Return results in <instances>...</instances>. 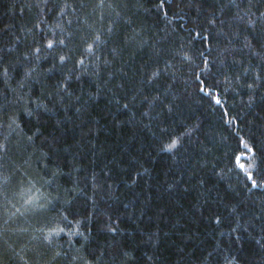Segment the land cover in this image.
I'll use <instances>...</instances> for the list:
<instances>
[{"label":"trees","instance_id":"16d2710c","mask_svg":"<svg viewBox=\"0 0 264 264\" xmlns=\"http://www.w3.org/2000/svg\"><path fill=\"white\" fill-rule=\"evenodd\" d=\"M253 158L264 0H0V264H264Z\"/></svg>","mask_w":264,"mask_h":264},{"label":"snow or ice","instance_id":"6c2138e0","mask_svg":"<svg viewBox=\"0 0 264 264\" xmlns=\"http://www.w3.org/2000/svg\"><path fill=\"white\" fill-rule=\"evenodd\" d=\"M198 35H199V34H198ZM99 39H100V37H99V35H97V36H96V40H99ZM204 39H207V37H204ZM59 43H60V44H63L64 41H63V40H60ZM53 46H54V41H52V40H48V41H47V47H48L49 49H52ZM87 47H88L89 50H91V49L93 48V44L90 43V44L87 45ZM39 51H40V49L37 48V49H36V52H39ZM65 59H66V57L63 56V55H61V56L59 57V60H60L61 62L65 61ZM79 63H80V64H83V60H80ZM5 71H6V70H5ZM249 87H251V85H249ZM219 102H220V101L217 100V103H219ZM125 107H127V105H125ZM175 145H176V141L173 140L172 143L169 145V148H172V147H174ZM245 148H248V145H247V144H245ZM249 151H252V150L249 149ZM255 167H256V163H255V159H254V158H253L252 162L249 163L247 166H245L244 164H240V168H242V169L245 170V172H246V174H247V177H248V179H249L250 182H251V186H252V188H257V187H259V188H264V181H262V182L258 185V184H257V181L253 178V172H252L250 169H254ZM61 231H62V230H61ZM112 231H115V229H112Z\"/></svg>","mask_w":264,"mask_h":264}]
</instances>
